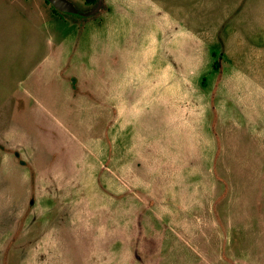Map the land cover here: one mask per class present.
I'll list each match as a JSON object with an SVG mask.
<instances>
[{
  "label": "rangeland",
  "instance_id": "1",
  "mask_svg": "<svg viewBox=\"0 0 264 264\" xmlns=\"http://www.w3.org/2000/svg\"><path fill=\"white\" fill-rule=\"evenodd\" d=\"M212 1L0 0V264H264V0Z\"/></svg>",
  "mask_w": 264,
  "mask_h": 264
},
{
  "label": "water",
  "instance_id": "2",
  "mask_svg": "<svg viewBox=\"0 0 264 264\" xmlns=\"http://www.w3.org/2000/svg\"><path fill=\"white\" fill-rule=\"evenodd\" d=\"M60 12L68 14L73 17H85L97 13L103 5V0H96L95 6L88 12L77 8L70 0H47Z\"/></svg>",
  "mask_w": 264,
  "mask_h": 264
},
{
  "label": "crops",
  "instance_id": "3",
  "mask_svg": "<svg viewBox=\"0 0 264 264\" xmlns=\"http://www.w3.org/2000/svg\"><path fill=\"white\" fill-rule=\"evenodd\" d=\"M217 1V0H216ZM215 4V1H212V0H207V9L203 10L202 12L204 14H207V25H204L202 26V28L198 27V29H211V28H217V25L220 24L223 20H224V17L225 16H221V15H224V12L222 11L221 14H220V18H219V15H218V11L216 10V7L214 6V8L212 9V11H210L209 9V5H214ZM199 19V17H198ZM210 24H213V25H210ZM192 28V27H191ZM214 66V65H213ZM205 76V75H204ZM203 76V77H204ZM205 77L203 78V81H204ZM217 89V88H216ZM219 89V87H218ZM214 107V106H213ZM212 107V108H213Z\"/></svg>",
  "mask_w": 264,
  "mask_h": 264
},
{
  "label": "trees",
  "instance_id": "4",
  "mask_svg": "<svg viewBox=\"0 0 264 264\" xmlns=\"http://www.w3.org/2000/svg\"><path fill=\"white\" fill-rule=\"evenodd\" d=\"M95 0H85V2L86 3H92V2H94ZM217 61H214V63H213V65H214V67H216L217 66Z\"/></svg>",
  "mask_w": 264,
  "mask_h": 264
}]
</instances>
